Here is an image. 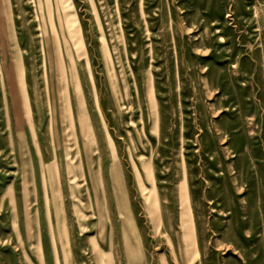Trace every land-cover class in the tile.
Listing matches in <instances>:
<instances>
[{
    "label": "rangeland",
    "instance_id": "rangeland-1",
    "mask_svg": "<svg viewBox=\"0 0 264 264\" xmlns=\"http://www.w3.org/2000/svg\"><path fill=\"white\" fill-rule=\"evenodd\" d=\"M0 264H264V0H0Z\"/></svg>",
    "mask_w": 264,
    "mask_h": 264
}]
</instances>
